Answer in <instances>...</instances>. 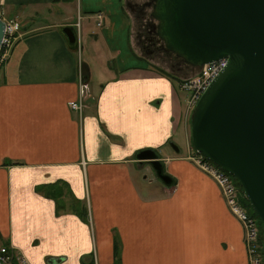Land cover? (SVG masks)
I'll return each instance as SVG.
<instances>
[{
  "label": "crops",
  "instance_id": "crops-1",
  "mask_svg": "<svg viewBox=\"0 0 264 264\" xmlns=\"http://www.w3.org/2000/svg\"><path fill=\"white\" fill-rule=\"evenodd\" d=\"M123 2L3 0L21 36L0 70V246L23 264H248L243 224L190 160L188 94L134 51ZM63 25L76 30V49ZM83 61L79 114L69 103ZM185 69L183 78L198 71ZM144 149L158 153L173 185L154 182L136 156ZM73 198L86 219L56 213V200Z\"/></svg>",
  "mask_w": 264,
  "mask_h": 264
},
{
  "label": "water",
  "instance_id": "water-1",
  "mask_svg": "<svg viewBox=\"0 0 264 264\" xmlns=\"http://www.w3.org/2000/svg\"><path fill=\"white\" fill-rule=\"evenodd\" d=\"M149 6L165 50L186 65L227 59L193 109L191 143L237 179L264 234V0H151ZM4 28L0 19V45ZM60 31L76 49L74 27L63 25ZM81 75L87 76L84 63ZM169 145L178 151L173 142ZM136 156L150 162L164 185H173L155 150ZM262 253L264 258V242Z\"/></svg>",
  "mask_w": 264,
  "mask_h": 264
},
{
  "label": "built area",
  "instance_id": "built-area-1",
  "mask_svg": "<svg viewBox=\"0 0 264 264\" xmlns=\"http://www.w3.org/2000/svg\"><path fill=\"white\" fill-rule=\"evenodd\" d=\"M3 0H0V19L4 21L5 28L0 45V70L9 55L11 47L15 40L21 36L20 23L17 19L8 18L3 12ZM96 24L101 26L103 24V15L101 12L95 13ZM79 27V23H77ZM227 64L226 58H221L216 61L208 62L202 66L197 67L198 71L190 76H185L179 83V88L188 94L187 109L193 111L199 97L208 87L212 79L223 70ZM88 93V85L83 81L81 75V82L79 85V95L76 100L71 101L69 106L71 110L81 114L85 107V97ZM190 160L203 172L212 177L219 185L221 193L230 209V211L237 216L244 228V241L247 247L248 264H264L263 254L260 251L259 244V230L257 223L254 222L239 202V193L234 180L229 174L222 171L216 164L207 160L197 151L190 156ZM8 251L3 245L0 246V263L1 264H23L24 259L17 256L13 249ZM14 255V257H13Z\"/></svg>",
  "mask_w": 264,
  "mask_h": 264
},
{
  "label": "rangeland",
  "instance_id": "rangeland-1",
  "mask_svg": "<svg viewBox=\"0 0 264 264\" xmlns=\"http://www.w3.org/2000/svg\"><path fill=\"white\" fill-rule=\"evenodd\" d=\"M144 1L146 0H124L123 2V7L125 9V11L129 14V18H130V21H131V26H132V32L130 33L131 34V41H132V47L134 49V51H136L137 53H139V56H142L143 58H146L148 60V62L155 68V70L158 72L160 71H167V72H172V71H175L177 72L178 70H180L181 72V67L183 65L182 62H180L173 54H167L165 55L164 51L161 52V53H155L154 55L152 56H148L146 54H144L140 47H139V44H138V39H137V29L138 27L140 26V21L139 20H136L135 18V15H134V11L135 10H131V7L129 5V2L132 3V2H138L139 3V7H140V4L143 3ZM136 9V8H135ZM151 11V8L149 7L147 10H146V14H147V17L149 15ZM150 16V15H149ZM152 19V18H151ZM152 22L153 24L155 25L156 24V21L154 19H152ZM83 58L85 59V52L83 53ZM82 56V54H81ZM175 57V58H174ZM82 63H85L84 61ZM174 67H173V66ZM180 67V68H179ZM174 69V70H173ZM160 70V71H159ZM183 73H185L184 75H188V71L185 69L182 71ZM161 73V72H160ZM176 145V144H175ZM149 177L152 176V174L150 175H147ZM154 179V182L155 183H161V181L159 179H157L156 176L152 177ZM157 181V182H156ZM236 185V184H235ZM237 187V186H236ZM241 187V186H240ZM237 190H238V193H239V202H241L240 204H242L241 206L244 208V210L247 212V214L249 215V217L255 222V218L251 215L252 213L247 209V207L244 206V201H243V198H246V196L244 195L243 193V190L241 188V191L238 189L237 187ZM247 200V198H246ZM243 201V203H242ZM249 203V202H248ZM246 205V204H245ZM251 213V214H250ZM257 229L259 230V226H258V223H257ZM259 234H260V230H259ZM259 241H261L260 239V235L258 237ZM263 242H264V237H263ZM260 244V242H259ZM260 251L262 253V247L260 245ZM263 254V253H262Z\"/></svg>",
  "mask_w": 264,
  "mask_h": 264
},
{
  "label": "trees",
  "instance_id": "trees-1",
  "mask_svg": "<svg viewBox=\"0 0 264 264\" xmlns=\"http://www.w3.org/2000/svg\"><path fill=\"white\" fill-rule=\"evenodd\" d=\"M170 54H172V53H170ZM174 55V54H173ZM175 56V55H174ZM177 58V57H176ZM180 62H182L183 63V65L182 66H180L181 67V71L182 70H185V67H188L189 65H186L183 61H182V59H180V58H177ZM173 66V65H172ZM174 67V66H173ZM179 67V68H180ZM191 67H193V66H191ZM155 69V68H154ZM174 70V69H173ZM158 71V70H157ZM160 71V70H159ZM162 74H164V75H166V76H168L169 78H171V79H173V80H177L179 83H180V81L182 80V78H183V75L184 74H182L181 72H180V70H178L177 72H175V71H172V72H167V71H160ZM185 77V76H184ZM191 145H192V143H191ZM193 147V146H192ZM231 176V178L234 180V182H235V184H236V186L238 187V189L241 191V187H240V184H239V182L237 181V179L235 178V177H233L232 175H230ZM53 186V184L52 185H50L49 187H52ZM37 190L39 191V192H41V193H43L45 196H48V197H55V193L53 192V191H49V190H46V189H44L43 188V186H39L38 188H37ZM56 198V197H55ZM239 200H240V198H239ZM243 201H244V203L246 204H244L243 203ZM243 201H242V203L244 204V206L245 207H247V209L252 213H250L254 218H255V220H256V223H258V226H259V230H260V239H261V241H259L260 242V245H261V247H262V245H263V237H264V234H263V230H262V224H261V221H260V219L258 218V216L256 215V213L254 212V210L252 209V207L250 206V203H248L249 201H248V199L246 200V198H243ZM241 203V202H240ZM242 205V204H241ZM243 206V205H242ZM62 211H73V212H75V213H77L81 218H83V219H86V216H87V207H86V205L85 204H83V203H81V201L80 200H78V199H75V198H73V200L71 201V204L69 205V206H67L65 203H60V202H58L57 200H56V213L57 214H59L60 212H62ZM2 245L3 246H5L6 248H7V250L10 252H12V250H10V246H9V243H7V242H3L2 243ZM114 251H115V253H116V251H119V244H118V241H117V238L116 237H114ZM13 257H14V255H13ZM13 264H16V262H14ZM83 264H86L85 262H83Z\"/></svg>",
  "mask_w": 264,
  "mask_h": 264
},
{
  "label": "flooded vegetation",
  "instance_id": "flooded-vegetation-1",
  "mask_svg": "<svg viewBox=\"0 0 264 264\" xmlns=\"http://www.w3.org/2000/svg\"><path fill=\"white\" fill-rule=\"evenodd\" d=\"M150 3L151 0H146L141 3L139 7L138 2H129L131 10H135L134 15L136 20L141 22L137 29L139 47L141 51L148 56H152L155 53H161L163 51L165 55L170 54V52L165 50L163 42L156 35L151 17L149 15L147 17L146 10L150 7Z\"/></svg>",
  "mask_w": 264,
  "mask_h": 264
}]
</instances>
